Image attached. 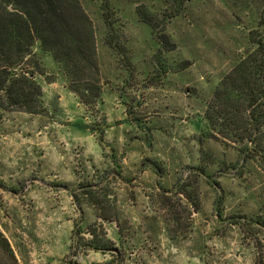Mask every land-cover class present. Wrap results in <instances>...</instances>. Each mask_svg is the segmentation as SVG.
I'll return each mask as SVG.
<instances>
[{
    "label": "rangeland",
    "instance_id": "obj_1",
    "mask_svg": "<svg viewBox=\"0 0 264 264\" xmlns=\"http://www.w3.org/2000/svg\"><path fill=\"white\" fill-rule=\"evenodd\" d=\"M70 1L39 112L0 107V264H264V156L207 117L264 0Z\"/></svg>",
    "mask_w": 264,
    "mask_h": 264
},
{
    "label": "trees",
    "instance_id": "obj_2",
    "mask_svg": "<svg viewBox=\"0 0 264 264\" xmlns=\"http://www.w3.org/2000/svg\"><path fill=\"white\" fill-rule=\"evenodd\" d=\"M65 1L68 2L0 0V107L39 112L42 88L21 65L36 41L55 55L63 45L70 46L66 39L73 34L74 24L69 23L71 16L63 6ZM68 4L74 11L77 9L73 0ZM250 43L252 49L222 79L207 117L213 123L222 119L225 125L239 131L241 142L253 144L256 154L264 156V32L251 30ZM62 53L64 59L74 60L68 50ZM0 243L13 255L1 232Z\"/></svg>",
    "mask_w": 264,
    "mask_h": 264
}]
</instances>
